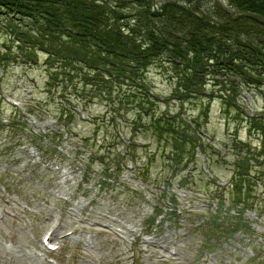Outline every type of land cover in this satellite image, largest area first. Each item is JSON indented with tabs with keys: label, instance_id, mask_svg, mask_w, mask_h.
<instances>
[{
	"label": "rangeland",
	"instance_id": "1",
	"mask_svg": "<svg viewBox=\"0 0 264 264\" xmlns=\"http://www.w3.org/2000/svg\"><path fill=\"white\" fill-rule=\"evenodd\" d=\"M8 29L0 32V264H264V168L260 159L240 178L252 188L245 208L235 205L237 152L230 146L234 136L249 142L244 151L260 144L242 120L245 114L264 127L260 84L240 87L236 99L228 92V108L239 111L228 113L218 82L202 93L214 96L209 103L202 95L180 100L181 80L155 61L128 104L93 92L83 105L70 84L89 72L50 82L61 60L50 65L31 44L15 47ZM154 113L175 118L186 158L197 153L193 162L170 160L177 138L162 134ZM179 116L190 126L181 127ZM45 236L58 250L45 247Z\"/></svg>",
	"mask_w": 264,
	"mask_h": 264
},
{
	"label": "trees",
	"instance_id": "2",
	"mask_svg": "<svg viewBox=\"0 0 264 264\" xmlns=\"http://www.w3.org/2000/svg\"><path fill=\"white\" fill-rule=\"evenodd\" d=\"M222 1L0 0V32L9 23L8 31L16 39L15 47L21 43L31 44L29 50L43 52V60L50 65L54 60H61L63 66L55 65L49 71L50 82L56 79L58 82L62 76L66 78L67 72L71 77L87 70L89 73L75 76L77 80L70 84L75 92L85 94L80 99L83 105L92 100L93 92L109 99L112 95H117L119 100L123 97L122 103L128 104L134 97L133 91H139L134 83L143 80L145 70L157 61L171 68L169 73L174 82L177 83L178 78L181 80L179 84L183 85L176 89L180 100L202 95L209 103L214 96L202 93L213 92L218 82L222 89L218 98L222 109L226 110L228 92H233L236 99L243 86L254 88L260 84L255 88L264 90V0ZM55 32L58 37L51 34ZM29 35L34 41V37L43 41L34 43L26 38ZM54 39L61 41L53 45ZM7 52L11 56L12 48ZM231 76L237 78L238 85H232L236 81ZM105 78H109V82L103 81ZM170 97L173 98L172 92ZM146 99L143 103L147 106L150 97ZM69 112L66 110L65 115L70 118ZM227 112L239 111L231 106ZM242 116L243 121H249L248 137L254 131L260 139L259 145L249 146L246 151L248 141L242 146L241 139L240 143L235 141L236 136L233 138L235 145L233 139L230 140V146L237 152L234 178H239L232 186V196L235 205L244 207L242 201L248 199L252 184L240 178H247L252 163L260 159V166L264 168V127L259 121L251 122L245 114ZM115 118L111 115L108 123L117 127ZM165 118L168 119L162 114L151 116L153 122L163 126L162 134L169 133L177 138L172 139L176 143L170 160L181 162L186 158L183 148L186 135L179 132L174 117L171 121ZM178 118L181 127L190 126L185 117ZM3 127L1 124L0 128ZM12 128L9 132L14 136L19 124L15 123ZM193 146L191 144L188 151L194 152ZM207 149L208 146L203 148L205 152ZM192 157L195 158L193 154ZM189 160L188 156L185 163ZM237 224H241L240 220Z\"/></svg>",
	"mask_w": 264,
	"mask_h": 264
}]
</instances>
